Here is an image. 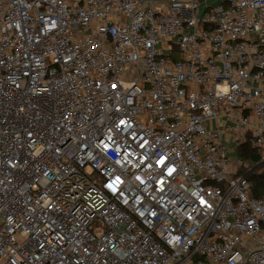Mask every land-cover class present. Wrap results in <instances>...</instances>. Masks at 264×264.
<instances>
[{
	"label": "built area",
	"instance_id": "obj_1",
	"mask_svg": "<svg viewBox=\"0 0 264 264\" xmlns=\"http://www.w3.org/2000/svg\"><path fill=\"white\" fill-rule=\"evenodd\" d=\"M264 0H0V264H264Z\"/></svg>",
	"mask_w": 264,
	"mask_h": 264
},
{
	"label": "trees",
	"instance_id": "obj_2",
	"mask_svg": "<svg viewBox=\"0 0 264 264\" xmlns=\"http://www.w3.org/2000/svg\"><path fill=\"white\" fill-rule=\"evenodd\" d=\"M238 155L242 165L239 175L245 176L251 184L253 196L259 198L264 195V158L259 149L251 143V138L238 146Z\"/></svg>",
	"mask_w": 264,
	"mask_h": 264
},
{
	"label": "crops",
	"instance_id": "obj_3",
	"mask_svg": "<svg viewBox=\"0 0 264 264\" xmlns=\"http://www.w3.org/2000/svg\"><path fill=\"white\" fill-rule=\"evenodd\" d=\"M224 0H199L201 6L205 7V8H210L212 6H216L219 5L223 2ZM217 3V4H215ZM227 146H228V154L231 158L235 159V158H239L238 155V144L235 141H227ZM236 151L235 155H232L231 153Z\"/></svg>",
	"mask_w": 264,
	"mask_h": 264
},
{
	"label": "rangeland",
	"instance_id": "obj_4",
	"mask_svg": "<svg viewBox=\"0 0 264 264\" xmlns=\"http://www.w3.org/2000/svg\"><path fill=\"white\" fill-rule=\"evenodd\" d=\"M198 2H199V0H198ZM215 4H217V3H215ZM220 5V4H219ZM219 5H216V6H212V7H218ZM211 8V7H210ZM206 8L205 7H203V6H201V4H200V2H199V11L200 12H204V10H205ZM228 145V144H227ZM232 155H235L236 154V151H234V152H232L231 153Z\"/></svg>",
	"mask_w": 264,
	"mask_h": 264
}]
</instances>
